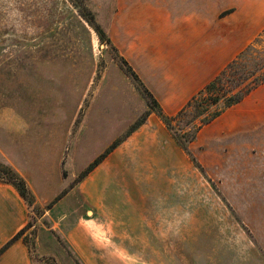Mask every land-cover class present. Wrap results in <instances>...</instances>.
Here are the masks:
<instances>
[{
  "label": "rangeland",
  "instance_id": "obj_1",
  "mask_svg": "<svg viewBox=\"0 0 264 264\" xmlns=\"http://www.w3.org/2000/svg\"><path fill=\"white\" fill-rule=\"evenodd\" d=\"M164 1L0 0V161L35 197L22 235L32 264H164L198 239L264 235V84L200 130L190 150L202 170L117 47L172 115L264 28V0H205L203 29L173 23Z\"/></svg>",
  "mask_w": 264,
  "mask_h": 264
},
{
  "label": "trees",
  "instance_id": "obj_2",
  "mask_svg": "<svg viewBox=\"0 0 264 264\" xmlns=\"http://www.w3.org/2000/svg\"><path fill=\"white\" fill-rule=\"evenodd\" d=\"M89 22L93 24L92 21ZM93 26L100 40L111 44L116 49L109 35L105 31H101L98 25L93 24ZM119 65L124 73L139 87L149 110L159 117L176 144L197 167L202 169L190 150V145L196 140L200 130L229 108L238 105L252 91L264 84V28L172 115L164 112L158 99L121 55H119ZM142 122L143 120L137 125ZM104 156L101 154L96 158L89 169L91 170L96 166ZM0 182L12 185L28 209L35 208V197L28 183L12 166L4 161H0ZM30 226L31 222L28 220L26 225L0 248V254L19 238L27 245V241L22 235Z\"/></svg>",
  "mask_w": 264,
  "mask_h": 264
},
{
  "label": "crops",
  "instance_id": "obj_3",
  "mask_svg": "<svg viewBox=\"0 0 264 264\" xmlns=\"http://www.w3.org/2000/svg\"><path fill=\"white\" fill-rule=\"evenodd\" d=\"M156 3L159 4L160 2L156 1ZM164 6V8H167L165 11L172 15L173 23H184L190 28L198 27L201 24L202 29L204 28L205 0H165ZM117 47L131 63L145 85L152 90V82L140 66L138 58L129 51H125L126 49L120 43L117 44ZM214 68L212 67L209 71ZM255 202L259 203H254V205L264 206V199ZM254 211L264 214V209L262 208ZM235 215L238 223L244 224L240 217L241 214L235 213ZM28 217V207L14 187L0 182V248L18 230L26 225ZM250 229L253 232L249 231L251 239L241 238L244 245H221L215 244V241H213V244L205 245L203 244L204 240L200 242L198 239L195 247L183 248L180 258H175L177 259L176 261L173 260L164 264H264V235L255 233L256 229L253 227H250ZM217 234L219 235V233ZM126 250L132 254L140 253V248L138 247H134L131 249L132 251L130 249ZM192 254L194 255L191 256ZM140 262L129 261L121 263L118 260L116 262L113 260L108 261L107 264H143ZM0 264H32L28 245L21 238L12 242L1 252Z\"/></svg>",
  "mask_w": 264,
  "mask_h": 264
}]
</instances>
